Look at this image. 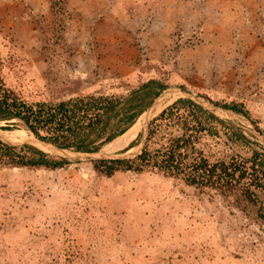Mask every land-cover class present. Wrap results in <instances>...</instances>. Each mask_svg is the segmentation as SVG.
I'll return each instance as SVG.
<instances>
[{"label":"rangeland","instance_id":"1","mask_svg":"<svg viewBox=\"0 0 264 264\" xmlns=\"http://www.w3.org/2000/svg\"><path fill=\"white\" fill-rule=\"evenodd\" d=\"M53 1L0 0L2 78L27 102L126 95L156 80L242 103L257 121L220 116L199 145L210 160L264 150L244 129L264 131V0ZM135 124L129 144L104 151L135 149L143 118ZM5 126L12 141L29 135ZM89 162L0 168V264H264L254 209L154 172L101 177Z\"/></svg>","mask_w":264,"mask_h":264},{"label":"trees","instance_id":"2","mask_svg":"<svg viewBox=\"0 0 264 264\" xmlns=\"http://www.w3.org/2000/svg\"><path fill=\"white\" fill-rule=\"evenodd\" d=\"M1 70L0 61V123L6 124L2 129L22 124L39 139L74 152H97L125 134L166 89L160 82L149 80L126 95L88 93L31 103L5 85ZM213 104L257 123L242 103ZM223 122L193 101L180 98L150 122L140 155L89 163L101 177L110 178L118 172H154L201 191L213 190L236 208L254 209L257 219L264 221V150H254L249 158L231 155L212 161L199 146L203 136L216 134L217 123ZM173 128L178 134L171 131ZM237 133L249 143L240 129ZM71 163L33 145L9 146L0 141V168L57 170Z\"/></svg>","mask_w":264,"mask_h":264},{"label":"water","instance_id":"3","mask_svg":"<svg viewBox=\"0 0 264 264\" xmlns=\"http://www.w3.org/2000/svg\"><path fill=\"white\" fill-rule=\"evenodd\" d=\"M189 99L196 103L197 105L201 106L205 110L209 111L210 113L214 114L218 118L220 116H224L229 120H233V118H245L252 126V122L243 115L237 114L231 109L223 108L221 106L213 104L210 100H204L200 96H195L190 92L183 90L182 88H172L168 90H164L159 96H157L153 103L148 107V109L143 113L140 118H143V125H142V138L139 145L133 149L130 148L129 150L117 154H112L104 151V148L97 152L85 153V152H74L65 149H60L53 145L52 143L43 141L38 137L34 136L33 134L29 133V135L21 140V141H12L7 138L0 129V141L9 145V146H21L24 144H29L37 147L38 149L52 155L65 158L71 162H80V161H94V160H114V159H132L140 155L143 151V148L147 142L148 137V130L150 122L158 116L164 109L172 101H177L178 99ZM173 102V103H174ZM172 103V104H173ZM171 105V104H170ZM168 105V106H170ZM167 106V107H168ZM166 107V108H167ZM139 118V119H140ZM137 123V122H136ZM244 126L250 134L258 138L264 145V134L261 133L254 127ZM116 140V139H115ZM114 141V140H113ZM112 141V142H113ZM111 142V143H112ZM110 144V143H109ZM107 146V145H106ZM128 148V147H127ZM125 149V148H123ZM121 149V150H123Z\"/></svg>","mask_w":264,"mask_h":264},{"label":"bare ground","instance_id":"4","mask_svg":"<svg viewBox=\"0 0 264 264\" xmlns=\"http://www.w3.org/2000/svg\"><path fill=\"white\" fill-rule=\"evenodd\" d=\"M139 132V124H134L125 134L116 138L112 143L108 144L110 148H120L129 144Z\"/></svg>","mask_w":264,"mask_h":264}]
</instances>
